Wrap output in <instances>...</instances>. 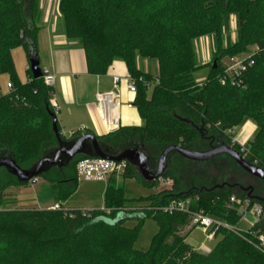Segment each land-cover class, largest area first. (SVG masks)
I'll return each instance as SVG.
<instances>
[{
	"label": "trees",
	"instance_id": "1",
	"mask_svg": "<svg viewBox=\"0 0 264 264\" xmlns=\"http://www.w3.org/2000/svg\"><path fill=\"white\" fill-rule=\"evenodd\" d=\"M40 1L0 0V76L9 75L13 86L7 95L0 94V157L12 158L22 169L32 168L58 146L52 127V89L42 79L34 80L30 69L29 81L22 84L12 57L18 47L27 55L29 44L37 49ZM59 10L67 38L78 41L85 52L90 75H106L119 60L135 82L134 106L144 126L121 130L119 137L130 133L141 145L200 151L197 146L210 141L212 133L223 134L231 147L233 129L252 120L257 132L247 143L248 161L264 169V0H60ZM202 37L213 42L216 64L209 67L199 62L194 47ZM253 48L259 50L254 65L244 73L246 89L222 85L223 60ZM138 57L157 62V75L138 70ZM207 67L208 74L198 78ZM57 129L63 141L72 140L61 134L59 124ZM232 148L240 152L239 145ZM175 157L193 163L178 153L169 159ZM84 158L77 156L67 167H54L39 177L49 182L55 204L62 205L77 192L76 165ZM122 177L158 187L157 182H144L129 163ZM163 178L172 181V187L133 200L145 205L135 211L127 208L130 200L115 176L106 185L103 201L109 214L100 209L19 210L7 206L4 191L26 184L0 169V264H264V254L252 236L222 230L209 252L197 251L181 234L190 227L189 215L159 210L174 200L191 197L192 210L202 209L237 227L239 206H230L229 199L247 195L225 187L185 192L180 177L166 172ZM149 218L159 230L149 251L136 250L140 228ZM128 219H136L138 227H125ZM261 222L249 231L261 232Z\"/></svg>",
	"mask_w": 264,
	"mask_h": 264
},
{
	"label": "rangeland",
	"instance_id": "2",
	"mask_svg": "<svg viewBox=\"0 0 264 264\" xmlns=\"http://www.w3.org/2000/svg\"><path fill=\"white\" fill-rule=\"evenodd\" d=\"M231 38L232 41L236 36V25L235 18L232 17L231 22ZM223 45H226L225 36ZM211 46L209 54L213 52V42L210 37H202L194 42V47L197 53V57L200 63H202V55L205 53L207 48ZM248 54V53H247ZM247 54H242L234 58H239ZM15 61L17 67L22 69V65L17 60V55L14 53ZM232 58H225L223 60L224 64H227L231 61ZM119 61V60H117ZM213 53L211 56H208L206 60L208 67L211 63L214 62ZM157 64L155 61H149V64ZM27 61L23 66L27 65ZM28 66V65H27ZM43 67V63H42ZM208 67L203 69L197 77H204L208 74ZM43 69V68H42ZM7 81H11L9 75L0 76V92L2 95H7ZM153 87L149 88V91L152 92ZM78 129H65V138H70L71 132H77ZM234 130L233 138L236 139L240 135L242 130L247 132H252L253 135L257 132V126L252 120H246L240 127H237ZM230 134V131H228ZM126 138L120 137L112 139L115 144L110 154L116 155L117 151L122 149V151L129 148H140L144 150V153L149 157L150 166L152 169H156L157 162L164 148L159 147L154 144L150 145H141L137 136H131V134H124ZM212 139L207 142H201L197 149L200 151H208L209 144L211 141L215 145L219 142H224L226 146H230V142L227 137L223 134L212 133L210 134ZM130 137V138H129ZM106 143H104V146ZM222 145V144H221ZM106 147V146H105ZM142 147V148H141ZM205 149V150H204ZM120 151V153L122 152ZM169 174L173 173L176 176L180 177L183 181L184 191L188 192L189 190H198L206 189L212 190L220 187H225L231 190L236 194H245L251 196V198H261L264 200V181L253 177L252 175L246 173L231 157L222 156L219 159L208 161V162H188L181 159L171 158L168 161L167 170ZM142 180V179H141ZM172 182L170 185H160L159 188H151L145 186L137 178H123L122 176L117 180V186L123 188L125 191L126 198L130 200L127 203V208L130 210H136L140 207L145 206L142 203H135L133 200L149 197L154 192H160L163 190H168L172 187ZM243 188V189H242ZM254 188L255 191H253ZM106 191L105 182H96V181H86L81 178L78 180V189L74 196H72L67 202L64 203L65 209L81 208L83 210H99L103 206L104 195ZM263 192V195H262ZM6 204L9 208L19 209V210H36L38 206L43 209H49L50 206L55 204V199L52 196L51 186L48 181L42 178H36L34 183H27L23 186H12L4 191ZM264 208V202L260 204ZM256 222V217L253 212L248 213L241 220L237 229L242 232L248 231ZM124 226L127 228H136L138 227V221L136 219H128L124 222ZM262 228H264V218L261 222ZM190 228V227H189ZM159 228L156 221L152 218L146 219L143 225L140 228V233L137 242L135 243V249L143 252L150 250L152 240L157 234ZM189 229H187L188 231ZM205 241L204 233L198 229L193 228L188 236H186V242L195 250L200 251L203 248ZM211 248V247H210ZM207 250L205 249V252Z\"/></svg>",
	"mask_w": 264,
	"mask_h": 264
},
{
	"label": "crops",
	"instance_id": "3",
	"mask_svg": "<svg viewBox=\"0 0 264 264\" xmlns=\"http://www.w3.org/2000/svg\"><path fill=\"white\" fill-rule=\"evenodd\" d=\"M59 4L60 0L40 1L41 17L37 36L40 67L50 70L56 76L51 102L56 104L59 109L56 115L58 124L62 130L84 127L86 131L83 135L93 134L96 137L103 138L101 142H105L112 147L115 145L112 139H115V137L116 139L120 138L121 130L144 126V121L134 106L136 94L130 93L128 89V84L133 80L129 75L126 64L122 61H115L104 76H93L88 73L84 50L78 41L70 40L66 36L65 23L59 10ZM235 40L236 36L233 41ZM210 49L211 46L202 55V64L207 63L208 56H211L212 53L209 54ZM14 53H16L17 60L21 63L22 69H19L16 65ZM12 57L19 81L22 84L27 83L30 77L29 62L25 49L23 47L16 48L12 52ZM25 61H27L28 66H23ZM137 68L154 76L158 72V64L151 65L148 60L141 57L137 58ZM115 77L120 79L118 85L114 83ZM9 82L7 81L6 87ZM6 93H9V90ZM99 93L118 95L119 105L115 108V102H112V100L107 101L105 115L103 108L99 106L97 101V94ZM148 93L151 95V91L148 90ZM129 104L133 107L129 108ZM253 136L251 131L242 130L236 140L241 144H246ZM61 206L65 209L64 203ZM35 209L48 210L39 206ZM65 210L83 209L77 207ZM187 229L189 230L187 231ZM192 229V227H187L181 234L186 238Z\"/></svg>",
	"mask_w": 264,
	"mask_h": 264
},
{
	"label": "built area",
	"instance_id": "4",
	"mask_svg": "<svg viewBox=\"0 0 264 264\" xmlns=\"http://www.w3.org/2000/svg\"><path fill=\"white\" fill-rule=\"evenodd\" d=\"M258 48H253L250 53L244 55L239 58H232L230 62L224 64V71L220 76V83L225 85L227 83L231 84L234 87L246 89V85L243 80L244 73L254 65V56L258 52ZM42 80L46 87L50 90V95L53 96V88L56 82V76L48 69H42ZM142 80V79H141ZM114 83L118 85L120 83V79L118 77L114 78ZM7 89L9 92L13 89L12 84L9 82L7 84ZM129 92L132 94L137 93L135 82L132 81L128 84ZM1 94V93H0ZM52 98V97H51ZM117 99V104H116ZM115 102L114 107L116 108L119 105V96L113 93H99L97 94V101L99 106L103 108L104 113L106 115V103L107 101ZM51 105L54 109L55 114L57 115L59 109L56 104ZM129 108H132L133 105L129 104ZM86 129L81 127L77 130V132H71L69 139H74L78 136H83ZM235 133L234 131L232 132ZM61 134L65 136V131L62 130ZM239 145L240 146V154L242 157L248 161L249 149L246 144L239 143L236 139H232V146ZM231 146V147H232ZM253 164V163H252ZM253 165L257 166L256 163ZM128 166V162H115L105 159L99 158H84L80 160L76 165V172L78 179L81 178L86 181H96V182H105L106 185L108 184L110 178L115 176L117 179L126 172ZM258 167V166H257ZM263 169V168H262ZM36 179L32 180L31 183H34ZM157 188L160 185H170L172 181L165 180L163 177L156 180ZM196 201L198 198L195 199ZM192 202L193 199L191 197H184L181 199L174 200L167 205H164L159 208V210L167 213V214H174V213H185L190 217V227L200 229L205 235V241L203 248L200 250L202 252L207 250L206 252L210 251V246H212L219 237V234L222 230H228L231 232H235L239 235L242 233H246L249 236H252L255 239V247L264 254V233L263 230L259 233H251L249 230L246 232L239 231L237 227H232L224 221H221L217 218H214L208 215L204 210H192ZM230 206H239L238 214L241 220L250 212H253L254 216L256 217V222L262 221L264 218V208L262 205L258 203H253L251 198L248 196L246 198H240L237 195L230 196L229 199ZM153 210V208H148ZM50 210L59 211L63 210L62 206L59 204H54ZM107 214L111 212L110 209H107L104 206L100 209ZM67 211V210H65ZM67 216V214H66ZM253 225V226H254ZM252 226V227H253Z\"/></svg>",
	"mask_w": 264,
	"mask_h": 264
},
{
	"label": "water",
	"instance_id": "5",
	"mask_svg": "<svg viewBox=\"0 0 264 264\" xmlns=\"http://www.w3.org/2000/svg\"><path fill=\"white\" fill-rule=\"evenodd\" d=\"M26 43L29 44L28 42ZM27 59L33 79H42V68L40 67L38 50L31 44H29ZM51 117L53 121L52 127L58 139V146L48 155L41 158L32 168L22 169L12 158L0 157V169H5L20 184H27L41 177L54 167H67L75 157L80 155L87 158H99L115 162L126 161L136 167L138 174L144 182L153 183L166 173L168 159L173 153H178L185 159L193 162H208L216 157L226 155L231 157L246 173L264 181V169L245 160L239 152L230 146L222 145L208 151H194L178 146H168L161 153L156 169H152L149 157L138 148H129L113 155L103 149L102 142L93 134H86L70 141H63L58 134V119L56 114L51 113ZM257 200L260 203L264 202L261 199Z\"/></svg>",
	"mask_w": 264,
	"mask_h": 264
},
{
	"label": "flooded vegetation",
	"instance_id": "6",
	"mask_svg": "<svg viewBox=\"0 0 264 264\" xmlns=\"http://www.w3.org/2000/svg\"><path fill=\"white\" fill-rule=\"evenodd\" d=\"M104 143L105 142H102V147H103V149H105V151L106 152H111L112 151V149H111V146H109L107 143H106V147L104 146ZM225 145V143L224 142H219V144H217V145H215V143L213 142V141H211V143L209 144V150H211V149H215V148H218V147H221L222 145ZM113 148V147H112ZM120 151H122V149H120V150H118L117 152H119L120 153ZM90 152V151H89ZM223 156H226V155H223ZM220 157H222V156H219V157H216L215 159H213V160H216V159H219ZM212 161V160H211ZM262 181V180H261ZM251 189H253V191H255V189L254 188H251ZM263 192H264V190H263ZM263 192H262V195H263ZM249 196V195H248ZM249 197H251V196H249ZM257 199V198H256ZM259 199H261L260 197H259Z\"/></svg>",
	"mask_w": 264,
	"mask_h": 264
}]
</instances>
